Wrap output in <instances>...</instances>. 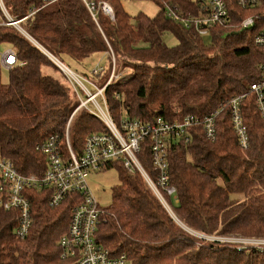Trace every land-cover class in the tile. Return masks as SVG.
Wrapping results in <instances>:
<instances>
[{"label": "trees", "instance_id": "1", "mask_svg": "<svg viewBox=\"0 0 264 264\" xmlns=\"http://www.w3.org/2000/svg\"><path fill=\"white\" fill-rule=\"evenodd\" d=\"M2 1L14 20L33 8L39 10L21 21L35 43L6 24L0 6V44L11 45L17 57L7 82L1 78L0 63V154L20 173L41 176L47 163L40 144L58 135L67 153V126L80 99L71 84L44 71L50 67L64 74L41 47L68 66L95 53L108 54L111 62L113 55L119 70L132 69L127 79L112 81L104 91L118 125L124 117L175 122L186 114L205 117L220 107L224 110L217 117L214 140L201 129H193L188 142L180 136L171 139L168 179L178 201L162 193L174 216L139 172H129L119 162L105 168L116 167L120 184L101 215L98 240L114 256L125 254L132 264H264V245L233 241L264 240V125L251 91V84L260 80L264 58L255 43L264 27V0L254 7L227 0L234 28L216 26L207 35L173 19L164 6L180 14H198L197 0H155L160 6L155 16L130 15L120 0H96L112 5L113 19L99 8L93 15L83 0L46 6L42 0ZM250 16L254 26L241 28ZM168 32L177 37L175 46L164 41ZM101 74L86 73L102 86L109 78L100 82ZM245 94L247 149L240 145L228 106ZM257 124L262 126L260 134ZM107 131L98 116L82 107L70 122L69 138L78 151L90 135ZM150 147L147 137L138 158L156 178ZM26 196L32 224L22 238L17 233L20 212L6 209L0 193V264H71L62 258L59 242L69 227L74 195L58 205H51L50 189H30Z\"/></svg>", "mask_w": 264, "mask_h": 264}, {"label": "built area", "instance_id": "2", "mask_svg": "<svg viewBox=\"0 0 264 264\" xmlns=\"http://www.w3.org/2000/svg\"><path fill=\"white\" fill-rule=\"evenodd\" d=\"M56 1L58 0H42L43 6ZM83 1L93 15L99 8L112 19L114 18L113 8L108 2L99 1L97 4L96 0ZM234 1L242 7H254L260 2V0ZM197 3L199 4L198 14H180L169 5L165 4V6L169 16L187 28H194L201 35L209 34L211 29L216 26L229 27L232 25L227 0H197ZM0 6L7 18L6 24L15 26L28 36L21 26V21L39 9L33 8L23 18L14 20L2 0H0ZM254 24L255 18L250 16L241 22V28L249 29ZM255 43L262 49L264 55V27L256 36ZM46 54L50 55L51 53L47 52ZM52 57L55 64L74 85V90L80 99V103L71 115L67 126V153L62 152L58 135H52L40 144L39 148L47 163V167L41 176L20 173L11 160L0 154V193L3 197L1 203L8 210L17 209L20 212L21 220L18 224L17 233L23 238L29 233L32 224L31 202L29 196H26L27 191L30 189H50L51 205H58L67 196L74 195L75 203L71 208L69 227L59 242L62 258L71 261V264H132L125 254L114 256L110 249L98 240L97 233L104 208L100 206L91 192L87 182L88 175L91 172L105 169L111 163L119 162L127 171L139 172L164 206L173 214L162 193L164 190L178 201L176 187L170 184L168 179V148L171 139L180 136L188 142L190 132L193 129H201L209 140H214L217 135V117L224 108L220 107L205 117L186 114L175 122L167 121L162 117H157L152 122L124 117L121 118L118 125L109 111L104 95L106 87L113 81L114 74L102 86L92 77L86 76L88 80L96 83L94 86L96 89L91 90L83 86L82 78L86 79L84 76L75 73L54 55ZM0 63L2 67L12 68L17 63L15 50L9 48L0 53ZM97 67L99 69L94 72L95 74L104 70L101 66ZM260 68V80L251 84V91L255 94L254 103L264 125V58ZM88 80L86 79L84 82H89ZM246 97L247 94L235 97L228 104L231 111L232 126L243 149L250 146V135L242 114V101ZM90 104L92 107L89 106ZM82 107L89 109L91 113L98 116L107 126L108 131L90 135L83 148L77 151L73 149L70 142L69 126L75 112ZM147 137L150 138V150L156 178L150 175L138 158L141 144ZM233 241L235 240L233 239ZM257 242V240L254 241L260 246L264 245V240Z\"/></svg>", "mask_w": 264, "mask_h": 264}, {"label": "rangeland", "instance_id": "3", "mask_svg": "<svg viewBox=\"0 0 264 264\" xmlns=\"http://www.w3.org/2000/svg\"><path fill=\"white\" fill-rule=\"evenodd\" d=\"M120 1L123 5L124 9L130 15H133V16H135L139 13H142V12L149 15V16H155L159 12V8H160V6L157 4V2L155 0H120ZM192 1H194V0H192ZM101 2H107V1H101ZM164 6H165V3H164ZM261 6L262 5L260 4L257 9L260 10ZM263 23H264V20H263ZM234 26H235V23L229 27H226V29L234 28ZM28 37L32 41H34L29 35H28ZM164 41L170 47L175 46L178 43L177 37L172 32H168L165 34ZM9 48H12L11 45H8L5 43L0 44V53L7 51ZM41 49L46 51V49H44L42 47H41ZM47 52L48 51H46L44 53L46 54ZM107 55L108 54H104V53H95L81 63H77V62H73V61L71 62V60H69L71 62L69 67L75 73L79 74L80 76H84L86 78V76H87L86 73H91V72L94 73L95 71H98V69H99V67H97V66H101V67L104 66L108 70L104 74L103 72L105 71V68L103 67L104 70L99 73V74L103 73V74H101V77L99 78L100 82L105 81L107 78H111L113 74H114V76L112 77L113 81H119V80L121 81V80L127 79V76L131 75L132 69L130 67H125V68L123 67V68H120V70H119L118 69L119 68L118 60H115V56L112 55V61L110 62V60L108 61ZM47 56L53 61V59H52L53 57L51 54L47 55ZM108 57H109V55H108ZM44 71H46L47 73H50L54 76H58L62 81L66 82V84H71L72 89L74 90V85L68 79V77L65 76V74H60L59 72L54 71L53 68H50V67H46ZM99 74H97V75H99ZM94 75H96V74L94 73ZM1 78L4 82H7L9 80V70L5 67L1 68ZM86 79L88 80V78H86ZM86 79L82 78L83 86L90 88L91 90H95L96 88L94 86L96 85V83L92 82L90 79L88 80L89 82H84ZM89 106L92 107V104H90ZM81 110H84V109H81ZM81 110H79V111H81ZM257 126H259V128L257 129L259 134L262 133V131H261L262 126H260L259 124H257ZM153 169L155 170L154 165H153ZM87 182H88V185L91 189L92 194L95 196V198L98 201V203L100 204V206H102L103 208H106V207L110 206L112 203L114 188L120 184L119 172L116 169V167H111V168L104 169V170L97 171V172H91L87 177ZM178 223L181 226H183L184 228H187V226L184 225L182 222H178ZM187 229H189V228H187ZM197 235L201 236L200 234H197ZM209 238L210 239H218L219 237H215V238L209 237ZM223 240H227V239L224 238ZM234 240H237L239 242L247 241L250 243L257 240L258 241L257 243H259L262 239H247V238L246 239H242V238L238 239L237 238ZM255 245H257V244H255Z\"/></svg>", "mask_w": 264, "mask_h": 264}]
</instances>
